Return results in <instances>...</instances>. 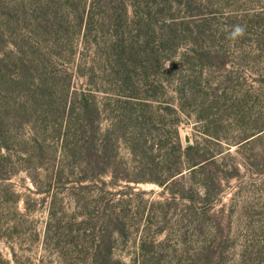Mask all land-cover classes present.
Instances as JSON below:
<instances>
[{
    "label": "trees",
    "instance_id": "1",
    "mask_svg": "<svg viewBox=\"0 0 264 264\" xmlns=\"http://www.w3.org/2000/svg\"><path fill=\"white\" fill-rule=\"evenodd\" d=\"M68 1L71 71L56 70V60H45L24 47H13L22 72L14 84L22 87L20 106L26 112L31 132L39 133V122L33 115L39 113L42 104L63 109V140L68 138L71 116V171L64 164L68 158L66 146H61L62 164L52 170L42 166L25 170L38 186L35 192H46L50 199L42 238L44 250L48 253L59 246L60 262L64 254H69V264H227L224 254L230 236L224 223L229 216L214 207L222 202L227 185L244 165V149L264 134V113L260 112L254 121L259 126L228 142V146L224 147L222 137L208 131H202L201 141L195 136L183 145L179 131L182 117L193 116V109L199 112L195 114L201 122L202 114L210 116L211 102L217 104L225 99L226 89L221 87L223 79L213 85L203 75L213 62L219 66L214 47L200 43V34L192 30V47L183 48V32L177 29L173 16L181 0ZM59 4L66 7L68 3L59 0ZM97 8L101 9L99 26L108 25L113 31L104 43L105 55L100 54L101 44L92 45L88 38ZM228 64L224 58L222 67ZM258 74V90L236 94V101L246 99L254 105L252 97L264 91V75ZM81 77L86 81L78 84ZM218 107L221 110L233 105ZM164 116H169L170 121ZM212 143L220 149L211 150ZM232 146H237L235 154L230 150ZM123 149L129 159L122 155ZM14 164L8 147L0 146V180L16 174L11 167ZM135 169L158 174L156 180L164 188L165 197L161 205L181 200L197 214L195 225L200 238L195 249L185 250L183 243H173L169 234L159 238L165 232L163 227L150 234L154 207L146 211L142 225L132 221L125 196L129 188L126 182L132 181ZM42 170L48 174L46 189L36 181ZM76 173L81 178L71 182L70 187L65 185L63 199H59L60 193L48 189L64 178L73 179ZM16 197L20 199L21 195L16 193ZM65 200L71 204V219H65L64 208L57 209L58 203ZM16 227L17 224L12 228ZM34 235L40 238L37 230ZM179 252L183 262L177 261ZM11 255L9 261L0 264H25L14 248Z\"/></svg>",
    "mask_w": 264,
    "mask_h": 264
},
{
    "label": "rangeland",
    "instance_id": "2",
    "mask_svg": "<svg viewBox=\"0 0 264 264\" xmlns=\"http://www.w3.org/2000/svg\"><path fill=\"white\" fill-rule=\"evenodd\" d=\"M63 2L68 3L66 7L61 6L59 0H0V127L3 131L0 146L8 147L15 162L11 167L16 173L8 180H0L2 263L12 258L13 248L25 264L29 261L35 264L71 263L69 254H64L63 262H60L59 246L52 251L48 250V253L44 250L42 238L48 221L50 199L46 197V192H35L38 186L25 171L33 166L52 170L58 163L62 164L61 146H66L68 158L64 164L71 171V116L68 120L69 135L63 140L60 134L61 127L63 131L66 125L65 122L61 125L63 109L57 105L48 107L42 104L39 113L33 115V119L39 122V133L31 132L26 112L20 106L22 87L14 84L22 72L13 53L15 45L24 47V50L36 57L56 60L53 66L56 70L71 71V1ZM180 3L174 8L173 16L177 19V29L183 32V48L192 47L195 36L190 32L192 30L196 35L200 34V43L214 47L213 55L219 66L213 62L211 66H206L203 75L213 85L223 79L221 87L226 89L225 99L217 104L211 102L213 107L210 116L202 114L205 119L202 117L201 122L197 121L199 118L195 114L199 112L193 109L190 111L193 116L182 117L180 136L183 145H187L193 137L199 138L203 135L202 131H208L214 137H222L225 147L228 142L238 140L240 135L259 126L254 121L260 112L264 113V91L260 96L256 92V96L252 97L254 105L246 99H239L242 102L235 100L238 99L236 94L258 90V73L264 75V0H181ZM100 13L101 9L97 8L88 38L92 45L100 43V54L105 55L104 43L113 31L108 25L99 26ZM235 25L243 26L245 32L242 37L232 39L229 34ZM92 51L89 54L94 57ZM100 58L98 61H101ZM224 58L229 63L227 67H222ZM53 67L49 66L48 69ZM85 81L81 77L77 82L83 84ZM220 105L233 107L220 110ZM207 106L210 107L209 102ZM164 118L167 121L171 119L169 116ZM210 148L218 150L220 146L212 143ZM236 148L232 146L230 149L233 154ZM122 155L130 158L125 149ZM243 155L244 165L227 185L222 202L214 210L222 209L229 216L224 223L230 236L224 254L226 263L264 264V134L244 149ZM72 161L75 164L76 161ZM226 161L232 162L230 159ZM84 168L82 164V171ZM41 172L42 175L36 181L40 188L46 189L48 181L45 176L48 174L43 170ZM72 177L51 184L48 189L52 193H60L58 197L63 199L66 186L70 187L73 184L71 182L77 183L81 178L77 173ZM131 177L132 181L126 182L129 188L126 189L125 199L133 214L132 221L142 225L146 211L154 207L149 225L150 234H156L163 227L165 232L159 234V238L169 234L171 241L183 243L185 250L195 249L200 238L198 226L195 225L197 214L188 208L185 201L160 204L165 197L164 188L156 180L158 174L142 173L140 169H135ZM16 193L21 195L20 199H17ZM63 208L67 213L65 219H71L72 209L68 200L62 201L61 205L58 203L57 209L61 211ZM16 224L17 227L13 229ZM36 230L40 233L39 239L35 238ZM63 249L65 251L64 245ZM127 250L133 249L122 248V251ZM180 253L177 261L183 262Z\"/></svg>",
    "mask_w": 264,
    "mask_h": 264
},
{
    "label": "clouds",
    "instance_id": "3",
    "mask_svg": "<svg viewBox=\"0 0 264 264\" xmlns=\"http://www.w3.org/2000/svg\"><path fill=\"white\" fill-rule=\"evenodd\" d=\"M245 29L241 25H235L233 26L232 31L230 32V37L232 39H237L239 37H242L244 35Z\"/></svg>",
    "mask_w": 264,
    "mask_h": 264
}]
</instances>
